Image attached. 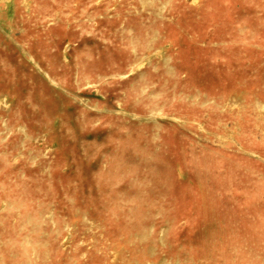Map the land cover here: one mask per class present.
<instances>
[{"label": "rangeland", "instance_id": "rangeland-1", "mask_svg": "<svg viewBox=\"0 0 264 264\" xmlns=\"http://www.w3.org/2000/svg\"><path fill=\"white\" fill-rule=\"evenodd\" d=\"M0 264H264V0H0Z\"/></svg>", "mask_w": 264, "mask_h": 264}]
</instances>
